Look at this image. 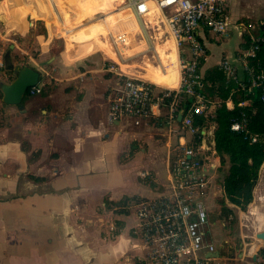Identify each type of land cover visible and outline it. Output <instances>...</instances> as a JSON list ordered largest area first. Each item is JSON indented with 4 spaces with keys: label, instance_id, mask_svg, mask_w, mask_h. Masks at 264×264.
<instances>
[{
    "label": "crops",
    "instance_id": "obj_1",
    "mask_svg": "<svg viewBox=\"0 0 264 264\" xmlns=\"http://www.w3.org/2000/svg\"><path fill=\"white\" fill-rule=\"evenodd\" d=\"M50 3L58 18L52 0ZM88 3L94 4L89 9L82 8L80 15V2H74L75 16H81L78 20L70 23L69 19L65 26L57 22L49 24L48 31L45 27L35 37L33 44L40 50V59L30 57L37 64L30 66L41 73V93L26 94L17 105L5 103L1 83L11 81L2 77L5 64L0 55V264H142L140 259L137 261L143 255V247L134 232L136 217L119 209V204L126 196H154L163 189L168 182L170 151L179 143L181 133L171 135L165 126L152 122L135 126L131 122L128 125L126 120L109 121L108 84L105 86L104 82L112 76L106 69L112 54L108 38L101 41L109 32L105 29L100 39L88 41L77 40L75 33L80 26L97 23L105 26L110 22L111 11L93 13L89 18V12L100 1ZM243 11L233 7L232 15L239 20ZM37 12L40 16L45 14L41 9ZM4 13L9 12L4 10ZM245 13L264 17L257 8L247 9ZM24 19L15 22L10 17L7 23L12 29L26 30ZM230 26L241 29V41L230 54L236 62L239 53L246 49L245 28L239 21H231ZM55 32L66 38L64 45L58 44ZM209 33L206 29L202 32L208 50V59L202 65L203 89L221 99L218 90L223 80L218 77L222 70L214 68L221 65L226 55L222 51L212 64L210 45L214 41L208 43ZM259 34L262 32L254 35ZM53 42L58 44L57 52H52ZM157 47L161 65L149 64L143 71L154 82L173 78L179 67L178 51L169 42L166 46L157 42ZM170 56L174 57L175 66ZM234 95L230 92L226 99L229 108L234 106ZM214 129L215 125L209 124L201 136L197 134L202 140L194 137L200 151L209 153L212 174L220 166L214 149ZM191 138V134H186L181 139ZM146 160L149 166L144 168ZM138 179V183L150 187L147 190L152 195L127 190L137 186ZM119 180L125 181V189L119 190ZM253 194L254 199L246 210L226 203L238 213L241 226L246 228L241 227L236 233L230 230L231 235L218 249L223 262L230 264L232 260L235 261L232 264H239V259L243 261L251 255L254 262L264 264V242L257 236L264 232V164ZM216 222L228 229L222 220L212 221L210 216L215 244Z\"/></svg>",
    "mask_w": 264,
    "mask_h": 264
},
{
    "label": "built area",
    "instance_id": "obj_2",
    "mask_svg": "<svg viewBox=\"0 0 264 264\" xmlns=\"http://www.w3.org/2000/svg\"><path fill=\"white\" fill-rule=\"evenodd\" d=\"M128 5L137 20L148 17L154 7L159 10V16L149 21L163 24L161 32L175 41L180 82L176 87L160 86L108 60L106 69L116 78L107 93L108 119L112 123L126 120L135 126L152 122L165 126L171 135L181 133V137L170 151L168 182L163 189L154 196H126L119 209L136 217L134 232L143 247L139 258L142 264H224L222 255H214L219 250L203 201L211 184L212 166L205 164L194 137L204 128L195 125L196 117L213 114L221 103L203 89L202 65L208 59V50L202 32L224 33L230 27L231 16L224 0H128ZM250 37L252 45L239 53L236 62L225 57L220 65L227 80L235 84L232 94L239 91L246 95L239 103L242 107L252 101L247 95L259 89L264 101V71L256 70L254 65L264 45V34ZM127 38L125 32L118 36L124 43ZM42 88L38 82L27 94H39ZM248 124L249 118L243 112L233 119L231 129L243 132L251 143L260 142L264 136L251 132ZM186 134L192 138L182 141Z\"/></svg>",
    "mask_w": 264,
    "mask_h": 264
},
{
    "label": "rangeland",
    "instance_id": "obj_3",
    "mask_svg": "<svg viewBox=\"0 0 264 264\" xmlns=\"http://www.w3.org/2000/svg\"><path fill=\"white\" fill-rule=\"evenodd\" d=\"M62 1H63L62 2L63 9L71 12L72 14L74 13L73 10L74 9L76 10L77 7V5L74 4V2L79 1L80 15H82L83 13L82 8L89 9L95 3V2L94 3L87 2V1L91 2L93 0H62ZM95 1L99 2L100 0H95ZM224 1L227 6V10L229 14L231 15V21L242 22L243 27L245 28L243 31L244 32L249 31L250 32V33L248 32L249 36L258 33V31L263 32V28L261 25L262 23H264V17H262V15L247 16L245 12L247 9L257 8L258 12L259 9H261V13H264V0H224ZM114 2L115 3L112 4L110 8L111 14L108 18L110 22L105 23V26H108L112 30L111 32H109L108 37L106 35L105 37L103 36L101 38V41H107L108 38V42H110L114 46L116 52L118 53L122 61L129 65L135 66L134 67L135 71L142 72L144 71V69H147L149 67V64L156 66L161 65V61L158 54L159 49L157 52L155 46L157 45V42L160 43V45L166 46V43H168V40L171 39V37L168 34L166 33L163 34V32H161L164 27L163 24L159 23L157 26L155 22L150 23L149 20H153L154 18H157V16L152 14L156 10V7H154L155 9H153L150 12L148 18L146 17L145 19L137 20L135 16L131 14L128 5V0H114ZM50 4H51L50 0H0V9L2 10V14L4 13L5 10V12H9V14H12V16L11 15L10 16L15 22L19 21L22 17H24L25 18L24 20H26L27 23L26 30H22L19 28L12 29V27H10L7 22L0 19V55L5 64L3 67L4 72L2 73V77L5 78L6 81H12L16 77L18 69L20 67L25 65L30 66L31 65L30 63L37 65L30 58V57H34L40 59L39 56L40 50L36 49L37 46L33 44L34 40H36L35 37H37L38 34L44 32L43 29L45 27L46 30L48 31L49 24L53 25L55 24V22H57L56 14H54ZM98 5L96 4L94 8L89 12L88 14L89 18L94 16L93 13L97 15L99 10ZM233 7H238L239 10H244L243 11L244 13L243 14L241 13L240 17H238L239 20L234 18V16L232 15ZM38 9L45 11V14L40 17H37L35 15V12ZM80 17L81 16H75L74 13L73 17L70 18V23H72V21L76 19L78 20V18ZM54 27L56 28L57 26L54 25ZM102 29L105 30L103 24H102ZM124 32L128 37L126 43L121 42L120 39H118L119 34ZM209 32H210L209 40H207L208 43L214 41L213 44L210 45L212 64L217 61L218 55L222 51H225L224 53L226 57L231 59L230 54H233V52L238 47L241 41V36H240L241 29L237 26H230L227 29V31H225L224 33H216L213 31H209ZM57 40L59 45H64L66 43L65 37L64 38L59 37L57 38ZM108 58L110 57L108 56ZM110 59L119 62L118 60L115 59V57ZM170 59L172 64L175 66L174 57L170 56ZM119 64L120 66H123V63L119 62ZM150 69L153 72V69L151 67ZM214 70L221 72L220 66L217 65L215 66ZM153 74L155 75V73ZM157 81H159L157 82L159 84H167V83H172L173 79L162 78V79H158ZM115 83H116V78L113 74L110 77V80L108 78V80L104 82L105 86L108 84L107 90L113 85H115ZM127 124L132 125L129 121H127ZM200 155L208 167L213 165V162H211L212 160L209 157V153L206 150L200 151ZM143 163H144L143 165L144 168L149 166L147 160L144 161ZM224 175H225L224 171L221 169H217V171H214L213 174L212 172H209V177H211V184L207 194L203 197L205 207L207 208L208 212H210L212 221L214 220L219 221L220 219L228 227V229L223 227L221 222H216L214 226V228L218 233L216 240V246L218 249H220L224 239L227 236L231 235L230 230H233V232L236 233L240 230L241 227L244 229L246 228V225L241 226L238 213H236L233 210L231 215L229 214L230 216L228 217L227 211L226 210L224 211V206L226 205L227 202H229V200H227L225 196L222 194L221 184L223 182ZM138 182L139 179L136 183L137 186L132 187V189L131 187H128L127 190H130V192L132 191L139 192L145 195L153 194V193H149V191L147 190L150 188L149 186L143 185L142 183H138ZM124 183L125 181L119 180L118 183V186L120 187L119 190H123L126 188ZM215 190H220V192L216 193ZM244 222L247 223V220H244ZM136 238L140 239L139 235L136 234ZM245 251L249 253L250 250L246 249ZM137 261H139V258L137 259ZM233 262L235 263V261L231 260L230 264H232ZM237 262L239 264H258L259 261L254 262L252 256L248 255V257L243 261L239 259V261ZM223 263L229 264L228 261L225 260Z\"/></svg>",
    "mask_w": 264,
    "mask_h": 264
},
{
    "label": "trees",
    "instance_id": "obj_4",
    "mask_svg": "<svg viewBox=\"0 0 264 264\" xmlns=\"http://www.w3.org/2000/svg\"><path fill=\"white\" fill-rule=\"evenodd\" d=\"M261 26L263 28L262 34H264V25ZM52 28L55 31L56 28L54 26ZM59 37L61 35L55 32V39L57 40ZM243 37V43L248 48L252 45V37L249 36L248 32H244ZM58 50L57 44L53 42L52 52ZM254 65L256 70L264 71V45L258 52ZM218 78L223 80L218 90L221 103L213 114L197 116L195 125H200L202 128L209 126V124L215 125L214 149L220 158L218 169L223 170L225 174L221 184L222 194L229 202L246 210L254 199L253 191L259 178L260 169L264 164V138L260 142L251 143L245 138L243 132L233 131L231 123L233 119L239 118L245 112L249 118V130L264 136V101L261 99L263 91L259 89L253 94L247 95L252 101L250 105L245 107L240 106L239 103L246 98V95L237 91L233 97L234 106L229 108L226 99L235 88V84L227 80L223 71ZM198 135L201 136L202 131ZM198 135H196V139L202 140L199 139ZM226 205L224 211L226 210L229 215L232 210Z\"/></svg>",
    "mask_w": 264,
    "mask_h": 264
},
{
    "label": "bare ground",
    "instance_id": "obj_5",
    "mask_svg": "<svg viewBox=\"0 0 264 264\" xmlns=\"http://www.w3.org/2000/svg\"><path fill=\"white\" fill-rule=\"evenodd\" d=\"M62 2H63L62 0H52V5L54 6V8L59 13L58 14V18H57V23L60 26H65L66 25V21L69 20L71 17H73L74 13L72 14L71 12L64 10L63 6H62ZM111 6H112L111 0H100V3L98 5V7H99L98 13L105 12V10L110 9ZM153 9H155V8H153ZM152 14L155 15V16H159V10L156 8V10ZM10 15L11 14H9V13L2 14V20L7 22V20L12 16V15L11 16ZM35 15L37 17H39L41 15V13H38L36 11ZM104 27H105V29L108 30V32H111V29L108 26L107 27L104 26ZM103 32H105V30L102 29V25L100 23H97L95 25H91L89 27L80 26L78 28V30L76 31V33H75V37L79 41H88L90 39H100L103 36V34H104ZM168 42H169V45L172 48H176V50H177V47L175 46V42H174V40L172 38L169 39ZM155 47H156V50L158 52L157 45ZM109 53L112 54L111 55L112 58L115 57L116 60H118L119 62L123 63V66H120V68L122 70L127 71V72H131V73H134V74L140 73L139 75L144 77V78L149 77V73L143 72V71L142 72L141 71H135L134 70L135 66L129 65L127 63H124L122 61V59L119 57L118 53L116 52L114 46L111 43L109 45ZM162 63L164 64V59L163 58H162ZM146 79H148V78H146ZM172 79H173V82L172 83H167V84H159V83L154 82V81H152V82H154V83H156V84H158L160 86H166V87H176V86H178V84L180 82V68L179 67H178L177 73L174 74Z\"/></svg>",
    "mask_w": 264,
    "mask_h": 264
},
{
    "label": "water",
    "instance_id": "obj_6",
    "mask_svg": "<svg viewBox=\"0 0 264 264\" xmlns=\"http://www.w3.org/2000/svg\"><path fill=\"white\" fill-rule=\"evenodd\" d=\"M40 76V71L33 68L32 66L25 65L20 67L18 69L16 77L11 82L1 83V88L3 91V101L7 104H20L27 94L28 89L38 84ZM181 119L182 113L179 116V120ZM257 236L263 239L264 242V232L258 233ZM214 255L220 256L219 253H216Z\"/></svg>",
    "mask_w": 264,
    "mask_h": 264
},
{
    "label": "flooded vegetation",
    "instance_id": "obj_7",
    "mask_svg": "<svg viewBox=\"0 0 264 264\" xmlns=\"http://www.w3.org/2000/svg\"><path fill=\"white\" fill-rule=\"evenodd\" d=\"M209 221H210V215H209Z\"/></svg>",
    "mask_w": 264,
    "mask_h": 264
}]
</instances>
